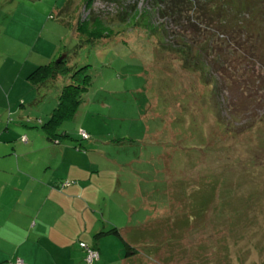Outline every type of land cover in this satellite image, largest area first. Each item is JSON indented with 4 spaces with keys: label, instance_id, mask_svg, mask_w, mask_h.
I'll use <instances>...</instances> for the list:
<instances>
[{
    "label": "rangeland",
    "instance_id": "rangeland-1",
    "mask_svg": "<svg viewBox=\"0 0 264 264\" xmlns=\"http://www.w3.org/2000/svg\"><path fill=\"white\" fill-rule=\"evenodd\" d=\"M66 1L0 2L3 81L57 60L58 46L92 74L75 117L61 125L68 137L60 138L58 154L50 153L58 163L49 164L54 184L74 178L85 185L76 195L82 205L75 202L62 226L72 239L66 255L41 264L77 262L84 252L79 237L96 246V232L112 227L124 239L103 238L107 250L129 252L130 264H264V65L251 63L259 80L245 93L215 75L214 103L211 83L184 68L174 52L177 36L161 29L169 19L151 2L94 0L88 9L73 0L71 30L57 12ZM143 11L154 29L127 19ZM92 15L118 34L82 45L74 28ZM163 44L171 48L163 51ZM59 89L51 87L34 108L38 115L23 125L33 129L42 114L46 120ZM80 128L90 138H81ZM36 134V145L46 142L41 126ZM23 137L16 141L26 144ZM116 263L124 264L119 257Z\"/></svg>",
    "mask_w": 264,
    "mask_h": 264
},
{
    "label": "trees",
    "instance_id": "trees-1",
    "mask_svg": "<svg viewBox=\"0 0 264 264\" xmlns=\"http://www.w3.org/2000/svg\"><path fill=\"white\" fill-rule=\"evenodd\" d=\"M82 1L83 6L89 9L94 0ZM148 1L153 4L157 13L169 19L168 25H163L161 29L166 30L170 27L169 30L177 36V46L171 44L175 46V54L182 59L186 70L200 72L206 78L205 82L211 83L210 95L212 98L217 89L216 82L211 80L215 75H219V79L222 80L220 82L225 85L235 84L237 88H242L243 93L249 91L259 80V70H256L255 73L251 63L264 65V0ZM72 4L73 0H67L62 7L57 8L60 21L71 30L70 17L72 15L68 8ZM131 11L132 8L128 13ZM136 14L137 12L127 14V19L132 22V27L144 26L154 29L155 26L149 22L147 11H143V14L140 15ZM74 30L80 36L76 39L82 45H95V40L110 36L114 38L115 34H118L111 31L98 15L88 16L85 19L79 18ZM81 36H83L82 40ZM160 47L163 51H168L167 48H171L165 44ZM61 50L59 56H64L62 59L58 61L59 57L57 60L40 64L27 76V80L37 92L36 101L44 99L46 92L51 87L60 85L55 107L45 121H40L46 138L56 143L61 141V137H68V132L61 130V125L75 117L83 93L92 80L89 64L78 65L77 61L71 59V54L65 51L64 47L63 49L61 47ZM219 114H216L218 119ZM234 117L236 118V116ZM10 119L9 115L8 121ZM221 122L223 125L227 124L226 121L221 120ZM82 131L87 134V137L83 136ZM78 133L83 139L90 138V134L84 128H80ZM23 139L27 141V136L24 135ZM72 182L73 180H64L59 184V187L70 185ZM119 231L118 227L99 230L96 232V237L107 233L119 235ZM120 237L124 239L123 236ZM81 243L97 250L99 258L92 262L86 261V248L81 246ZM125 243L127 244V242ZM79 245L84 249L86 264L99 263L101 253L96 246L80 237ZM18 259L22 258L18 257L12 264H15ZM22 260L25 264L24 259Z\"/></svg>",
    "mask_w": 264,
    "mask_h": 264
},
{
    "label": "crops",
    "instance_id": "crops-1",
    "mask_svg": "<svg viewBox=\"0 0 264 264\" xmlns=\"http://www.w3.org/2000/svg\"><path fill=\"white\" fill-rule=\"evenodd\" d=\"M60 49L58 46L53 55ZM7 88L10 94H3L2 90ZM37 96L26 77L17 78L15 82H5L0 78V264H12L18 257L24 259L25 264H41L42 260L55 255H66L64 246L71 243V237L70 233L69 236L64 233L62 226L68 223L67 212L75 211V202L82 205L76 195L84 192V184H78L71 178L72 184L59 187L50 175V165L58 163L51 159L50 153H59L58 142L47 139L36 145V133L40 129L38 124L45 120L43 114L37 117L39 122L34 124L33 129L28 124L23 125L29 123L30 116L38 115L35 110H39L38 106L44 99L36 101ZM27 101L31 108L25 106ZM22 135L27 136L26 144L16 141ZM52 149L55 152H50ZM52 166L56 168V165ZM87 210L85 206L83 213ZM97 228V224L94 225V230ZM110 234L95 237L94 244L101 253L98 264H114L116 257L124 264H130L128 258L133 255L130 257L129 252L123 254L120 250L116 254L107 250L109 247H106L103 238ZM84 253L73 264H86Z\"/></svg>",
    "mask_w": 264,
    "mask_h": 264
},
{
    "label": "built area",
    "instance_id": "built-area-1",
    "mask_svg": "<svg viewBox=\"0 0 264 264\" xmlns=\"http://www.w3.org/2000/svg\"><path fill=\"white\" fill-rule=\"evenodd\" d=\"M82 134L84 137H87V134L84 131H82ZM81 246L86 248V261L92 262L93 260L99 258V253L97 250L86 247L84 243H81ZM23 263L24 262L22 259H18L15 264H23Z\"/></svg>",
    "mask_w": 264,
    "mask_h": 264
},
{
    "label": "water",
    "instance_id": "water-1",
    "mask_svg": "<svg viewBox=\"0 0 264 264\" xmlns=\"http://www.w3.org/2000/svg\"><path fill=\"white\" fill-rule=\"evenodd\" d=\"M64 56H61L59 59H58V61L60 60V59H62Z\"/></svg>",
    "mask_w": 264,
    "mask_h": 264
}]
</instances>
